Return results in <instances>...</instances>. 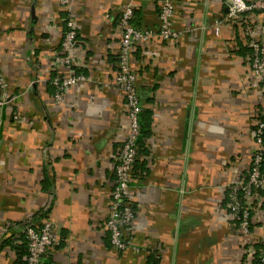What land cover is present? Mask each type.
<instances>
[{
	"label": "crops",
	"instance_id": "0c3cea01",
	"mask_svg": "<svg viewBox=\"0 0 264 264\" xmlns=\"http://www.w3.org/2000/svg\"><path fill=\"white\" fill-rule=\"evenodd\" d=\"M127 1H70L88 79L57 102L51 73H67L53 66L65 20L59 0H0L9 92L0 106V264L24 260L18 225L26 221L49 220L58 236L41 264H243L264 239V196L250 199L263 209L252 211L247 236L225 199L248 172L251 129L264 114L244 26L226 19L224 0H173L179 36H154L130 56L146 131L131 172L132 247L108 244L111 183L129 128L124 93L112 84ZM134 2V25L157 28L158 1ZM245 18L264 41V12Z\"/></svg>",
	"mask_w": 264,
	"mask_h": 264
},
{
	"label": "built area",
	"instance_id": "2783aa9c",
	"mask_svg": "<svg viewBox=\"0 0 264 264\" xmlns=\"http://www.w3.org/2000/svg\"><path fill=\"white\" fill-rule=\"evenodd\" d=\"M70 1L59 0L60 7L65 11V20L60 47L53 55V66L54 68L65 67L67 73L63 77L54 78L52 82L55 86L53 97L57 102L62 100L64 93L70 87L87 78L84 73L76 72V67H78L77 23L70 11ZM134 1L136 0H128L123 5L118 18L121 37L117 51L118 60L115 64L112 80V84L124 93L129 119L128 133L116 157L115 177L111 183L112 190L105 223L106 230L109 231L110 243L115 250L132 247L129 232L126 231L131 228L134 216L131 207L130 183L131 172L138 156L137 139L140 133L138 115L142 109V104L138 96L136 74L131 67L130 56L139 44L148 43L154 36L173 39L180 34V31L173 27V0H157V28L134 25ZM224 4L226 19H244L247 13L264 12V0H224ZM215 29L217 30L218 27L216 26ZM244 34L247 37L246 45L250 48V52L247 54V63L251 72L264 83V41L254 35L252 26L248 24L244 27ZM7 99H9V92L6 80L0 72V106L5 104ZM260 117L254 121V128L251 130L254 147L248 175L246 178H237L228 186L231 188L230 199L232 201L230 214L234 218L242 211L240 226L244 232L250 230V213L244 203L252 197L258 198L257 189L264 188V173L260 168V162L264 156V114H261ZM14 118H18V115H15ZM238 191H241L244 202L239 199ZM18 226L19 231L27 239V264H41L48 248L58 243V236L54 231L52 222L45 220L39 227H35L31 222L26 221ZM248 252L252 255L255 253V249L250 247ZM243 264H264V250H261L258 256L248 258Z\"/></svg>",
	"mask_w": 264,
	"mask_h": 264
},
{
	"label": "trees",
	"instance_id": "16d2710c",
	"mask_svg": "<svg viewBox=\"0 0 264 264\" xmlns=\"http://www.w3.org/2000/svg\"><path fill=\"white\" fill-rule=\"evenodd\" d=\"M248 14V13H247ZM229 20H237V21H241V23H242V25L243 26H246L247 25V23H246V18H244V19H242V20H240V18H234V19H229ZM134 23V22H133ZM246 47V50H248V53L250 52V48L249 47H247V45L245 46ZM247 53V54H248ZM115 60L117 61L118 60V55H117V52H116V54H115ZM67 71V70H66ZM76 72H81L79 69H78V67H76ZM64 75H65V73H64ZM63 75V76H64ZM56 77H59V75L57 74V72H53V73H51V76H50V83H51V87L53 88V95H54V93H55V86L53 85V80H54V78H56ZM144 111H145V109L144 108H142L141 109V111L139 112V124H140V133H139V136H138V139H137V151H138V145H140V142H141V140H142V138L144 137V134H145V131H146V126H145V119H144ZM261 116V115H260ZM259 116V118H261ZM258 118V119H259ZM252 128H254V125L252 126ZM252 130V129H251ZM138 161V156H137V158H136V160H135V163ZM134 163V164H135ZM250 165V164H249ZM249 168V167H248ZM260 168H261V170H262V172L264 173V156H263V159L261 160V162H260ZM247 175H248V172L246 173V176L244 177V178H246L247 177ZM114 177H115V174H114ZM111 190H112V187H111ZM257 191H258V194H259V196L258 197H260V196H264V188H258L257 189ZM238 193V196H239V199L241 200V201H243V199H242V193H241V191H238L237 192ZM110 194H111V192H110ZM230 195H231V188H227V190H226V196H225V199H226V208H227V210H228V212H229V214L231 213V210H230V207H231V204H232V201H231V199H230ZM244 202V201H243ZM258 204H260V201L258 202ZM131 207H132V210H133V213H134V206H133V204H132V202H131ZM242 212V211H241ZM241 212L236 216L235 215V217L233 218V221L235 222V226L239 229L240 228V224H241V220H242V214H241ZM249 213H250V218H251V214H252V210H249L248 211ZM231 215V214H230ZM106 223V222H105ZM249 229H251V225H250V228ZM250 231V230H249ZM239 232H241V228L239 229ZM22 234V233H21ZM107 235H108V238H107V240H108V244L112 247V245H111V243H110V236H109V231H107ZM22 239H23V242H25V257H24V260H22L21 259V257H19L18 259H17V262L15 263V264H27V254H28V251H27V239H26V237H25V235L24 234H22ZM5 243L6 244H8L9 245V240H8V242H6L5 241ZM252 245V244H251ZM113 248V247H112ZM253 248H255V253L253 254V256H258L259 254H260V251L261 250H264V239L263 240H260V241H255L254 242V244H253ZM255 258H257V257H255ZM254 258V259H255Z\"/></svg>",
	"mask_w": 264,
	"mask_h": 264
},
{
	"label": "rangeland",
	"instance_id": "374dc122",
	"mask_svg": "<svg viewBox=\"0 0 264 264\" xmlns=\"http://www.w3.org/2000/svg\"><path fill=\"white\" fill-rule=\"evenodd\" d=\"M240 20H242L241 18H240ZM249 25V24H248ZM250 26H252V25H250ZM245 27V26H244ZM88 78H85L84 80H87ZM136 80H137V77H136ZM81 81H83V80H81ZM80 81V82H81ZM263 90H264V88H263ZM253 139V138H252ZM253 144H254V141H253ZM255 201H253V203H254ZM262 200H260V204H258V203H256V204H251V200L249 199L248 201H245V205H246V207L249 209V210H252V211H254V210H256V211H258L259 209H263V206H262ZM231 216V215H230ZM232 217V216H231ZM250 225L252 226V223H251V221H250ZM240 228H241V226H240ZM239 228V229H240ZM126 232H129V231H126ZM241 232L243 233V236H247V235H249L250 234V231H248V232H244L242 229H241ZM244 234H246V235H244ZM245 238V237H244Z\"/></svg>",
	"mask_w": 264,
	"mask_h": 264
}]
</instances>
